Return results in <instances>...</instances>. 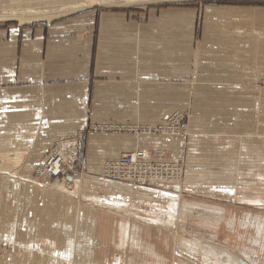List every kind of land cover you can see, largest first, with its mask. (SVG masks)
Segmentation results:
<instances>
[{"label":"crops","instance_id":"0c3cea01","mask_svg":"<svg viewBox=\"0 0 264 264\" xmlns=\"http://www.w3.org/2000/svg\"><path fill=\"white\" fill-rule=\"evenodd\" d=\"M254 12L206 8L200 42L196 10L133 16L98 8L47 25L0 26V146L27 151L15 168L24 174H0L12 189L6 196L13 197L11 215L0 228V264H15L18 250L32 264H161V255H172V237L167 254L169 233L147 218L168 219L169 208L162 207L180 189L135 187L98 175L105 161L136 149L150 159L156 149L163 154L158 161L173 160L177 137L135 127H157L180 107L193 106L184 190L193 199L221 194L219 187L234 182L258 190L264 182V10ZM89 125L114 133H92L77 144L81 177L66 189L32 180L31 170L44 164L56 141L76 137ZM247 175L254 183L243 181ZM150 185L170 195L144 188ZM0 198L1 207V188ZM185 201L207 209L176 212V219L187 218L179 229L192 230L189 239L210 241L212 231L219 240L224 225L206 222L209 207L218 206ZM259 213L250 216L264 219ZM173 255L178 259L177 251Z\"/></svg>","mask_w":264,"mask_h":264},{"label":"rangeland","instance_id":"374dc122","mask_svg":"<svg viewBox=\"0 0 264 264\" xmlns=\"http://www.w3.org/2000/svg\"><path fill=\"white\" fill-rule=\"evenodd\" d=\"M64 1H66V0H21L19 3H15V4H8V3L0 2V26H2V27H9V26L34 27V26H39V25H47V24H50L52 22L56 23L59 21L68 20V19H70V18H72L78 14H83L84 12L91 13V12L95 11V9H98V8L101 11L112 10V11H117V12H126L127 14L131 13V15H133V16H135L136 14L138 16L139 13L151 16L154 12H156L155 14H157V13L170 11L172 9H179V11L196 10L197 14H198V21H197V27H196L197 28L196 38H197V42H200L201 37H202V27H203L204 13H205L206 8H208V9L209 8H234V9H239V10L242 9L244 11L245 10L255 11L254 13H257V12L261 13L264 10V0H136V1H133V0H101L100 3H97V5L95 4L91 7L86 8V9L84 8L82 11L77 12L75 14L67 15L71 12V11H67L68 10L67 8H70L73 6L62 5V3ZM28 7L39 9L40 12H47L46 17L47 18L49 17V18L48 19L46 18L47 20L45 22L35 21V22L24 23V24H21L18 21H11L14 18H11L10 14L8 15L7 11L12 10V9L28 8ZM65 9H67V10L62 11ZM65 15H67V16H65ZM37 16H39V15H37ZM22 19H24V18H22ZM262 86H264L263 82H262ZM192 107L193 106H189V107L185 106V108L180 107L179 111L184 114V117L181 120L180 125H175V123L167 122V120H168L167 118L165 119V122L163 124H160V123L158 124V126H157L158 128L155 130L156 134L160 135V136L177 137L179 139V146H178V150H177V153L175 155V158L173 160H169V161H158L156 159L157 156H161L163 154H161L159 151H156V149H154L153 153H152V159H153L152 164L156 165L159 163H162V164L165 163L167 167L158 168V169H161V170H159V172H163V174L165 173V170H168V171H166L168 173H174L175 174V171L173 169L170 171V169H168V166H172V165L174 166L175 164L181 165L183 169H182V177L180 179V185L170 183L171 186L175 185L173 187H176L179 189L182 188V191L179 192V194L181 193V196H182V197L180 196V198H183L182 200L196 201L199 203L210 204L213 206L223 207V208L227 209V212H228L227 216L229 218L230 217L233 218V220L236 218L237 227L235 230H233L232 228H230V226H228V229L226 227L222 226L220 229V232H219V235H220L219 241L222 244H230L231 247L236 246L238 248L240 246V249L247 248V247L251 246L250 239L253 238V236L255 235V232L253 230H250V228H252V226H250V225H248V227H247L248 231L242 230V228H240V226H239L240 221L245 218L246 214H248V216L250 214H253V216H256V214H260L259 212H264V204L261 207H258V206L255 207V206H253V204L245 202L244 200H246V199H244V198H252L253 196H260L261 198H264V182H262L263 184L260 185L258 190L252 189V191H250V190L246 191V189H248V188L243 190V187L238 186L237 183L234 182L235 185L238 186L237 187L238 191L235 192V194H229V193H227V194H223V193H221V194L220 193L208 194L211 196V198H207L208 196L205 194H203V195L199 194L197 199L196 198L193 199V197H191V195L189 194V193H191V191L184 190V188H183L184 182H185L186 177H187L186 165H187V157H188V151H189L188 146H189V139L191 137V131L189 130V125L192 121V119H191L192 118ZM165 123L167 125L164 128L163 125ZM155 127L156 126H142V127H135V128H138L137 131H139L140 133L145 132V134H153V133H150L149 131L155 132V131H153V129ZM101 128H104V126ZM175 129H178V130L175 131ZM102 130L103 129L100 130L99 125H95V126L89 125V127L87 129L79 132L78 136L82 137V138H81V141H79L78 146H80V143L85 141V139L87 138L88 135H90L92 133H96V132H103ZM104 130L110 131V132L107 131L106 133H110V134L114 133L111 131V127H109V128L106 127V128H104ZM124 130H127V129L124 128ZM132 132H136V131H132ZM157 132H159V133L161 132L162 134H159ZM173 133L180 134V136L171 135ZM165 134H167V135H165ZM63 139H65V138H63ZM58 141H56V142H58ZM54 145L52 146V148L54 147ZM182 147H184V149H185L184 151H183V149H181ZM138 150H142V149H138ZM144 151H146V150H144ZM181 151H183V152H181ZM51 153H50L49 157L51 156ZM181 153H183V158H180V156H179ZM127 154H130V153H127ZM147 154L149 155L148 152H147ZM124 155H126V154H124ZM178 157L180 159L179 163H178L179 160H177ZM78 160H80L79 155H78ZM17 167H18V165H15L13 168V171H16L17 175L24 174L23 171L15 170V168H17ZM40 167H36V169L31 170V172L33 171L32 180L35 181L36 178L41 177L40 176L41 172H38V171L34 172V170L36 171ZM74 167L76 168L75 171H71L69 173V175H67V177H66L67 180H70V179H68V177L74 176L75 172L78 174H82L84 172L80 168L81 167L80 161L76 162ZM169 168H171V167H169ZM178 168H180V167H178ZM102 169H103V167H102ZM162 169H164V170H162ZM101 173H102V171L98 175L99 178H102ZM233 174L236 175L235 171L233 172ZM84 175H87V174L84 173ZM4 176L7 177L6 174ZM80 177H81V175H80ZM44 181H47V180H44ZM48 182H51V181H48ZM39 183H41V182H39ZM51 183H43V184L48 185ZM57 183L58 184H56V185H58V186L61 184L59 182H57ZM149 184H158V185H164V186L166 185L167 187L170 186L169 182L164 183L162 181L161 182L149 181ZM135 187H142L143 188V184L137 185ZM144 188L152 189V190H155L156 192L163 191L165 195H170L168 192L164 191L163 189H160L161 187L158 189V187L155 188V186L152 187V185H150V187H144ZM64 189H66V188L64 187ZM249 189H250V187H249ZM61 190H63V189H61ZM168 190L174 191V189L173 188L171 189L170 187ZM263 215H264V213H263ZM262 221H264V219H262ZM194 225H195L194 223H190V226L192 229L199 231L200 228H198L196 225L195 226ZM201 232H203V230ZM192 233H193L192 230L184 229V232H182L181 235L184 236L186 234V237H188ZM207 233L211 234L210 231H207ZM200 235H203V234H200ZM240 236H243L245 240H241ZM262 249L263 248L260 249L261 259L263 256V252L261 251ZM169 257H171V260H172L171 264H174L175 261H177V259L173 258L174 256L170 255ZM175 258H177V257H175ZM263 258H264V256H263ZM262 261L264 262V259Z\"/></svg>","mask_w":264,"mask_h":264},{"label":"bare ground","instance_id":"6f19581e","mask_svg":"<svg viewBox=\"0 0 264 264\" xmlns=\"http://www.w3.org/2000/svg\"><path fill=\"white\" fill-rule=\"evenodd\" d=\"M20 1L21 0H0V2L8 3V4L19 3ZM100 1L101 0H66V1H64L62 3V5L73 6V7L67 8L68 10L65 9V10H62V11H66V10L67 11H71L67 15H72V14H75L77 12L82 11L84 8L86 9L88 7H91V6L95 5V4L97 5V3H100ZM133 1H136V0H133ZM7 12H8V15L10 14L11 18H14L11 21H18L21 24L31 23V22H35V21H43V22H45L49 18V17L48 18L46 17L47 12H40L39 9L31 8V7L12 9V10H9ZM37 15H39V16H37ZM67 15H65V16H67ZM22 18H24V19H22ZM183 117H184L183 113H181L180 111H176V112H173L172 114H170L168 116L167 122H169V123L177 122L178 120L182 119ZM166 125L167 124L165 123L163 125V127L165 128ZM157 128L158 127H155L153 130H156ZM112 129L113 128H111V130ZM132 130H134V129H132ZM135 130H138V128H135ZM177 130L178 129H175V131H177ZM107 131L108 130H104L103 129V132H107ZM149 132L153 133V134H156V132H152V131H149ZM78 134H77L76 137H70V138H65V139L62 138L61 140H59L58 142L55 143L54 147L51 149V152H59L62 155L64 160H68L69 156L77 154L74 151V148L79 143ZM165 135H167V134H165ZM171 135L180 136V134H175V133H173ZM74 143H76V144L74 145ZM55 146H57V148H55ZM181 149H183V151H184V147H182ZM135 151H137V149ZM143 152H145L146 156L148 155L146 151L143 150ZM26 153H27V151L24 150V149H9V148H3V147L0 146V174L1 175H3V174L5 175L6 174L7 177L16 176V171H13V168H14L15 165H18V166L20 165V163L25 158ZM179 156H180V158H183V153H181ZM177 160H179V157H178ZM42 168H43V166L38 168L36 171L34 170V172H37V171L40 172L41 171L43 173L40 178H36V179L43 180V181L44 180L49 181L50 178L47 177L48 176L47 173H44L45 171H42ZM44 169H46V166L44 167ZM181 173L182 172L177 171L176 176L180 175ZM80 175L81 174H78L77 176H73L72 179L80 177ZM158 177L159 176H156L155 177L156 180H154V181H158V182L163 181V180H161V178L164 177L163 175H162L161 178H158ZM201 178H202V176H201ZM244 179H245L244 181L248 180L249 184H251L253 182L252 178L249 175H247ZM56 182L62 183L58 187L69 188L71 186L70 185L71 181L67 180L66 178L56 180V181H54L52 183H56ZM176 182H174V184H176V185L179 184L180 185V181H176ZM120 183H124V182H120ZM169 184H170V182H169ZM172 186H175V185H172ZM0 188L3 191H5V197H6L5 198V203L0 207V228H1L2 227V222L4 221V218L6 216L10 217V215H11V206H10V204H12L11 201H12L13 197L9 196V198H8L6 196L7 190H9V191L12 190V189H10V186L4 185L2 182H0ZM219 188H221V190H222L221 192L224 193V194H227V193L235 194V192L238 191L237 185H235V183H232L229 186H225V187L222 186V187H219ZM199 189H197V191ZM245 189L246 188H244L243 190H245ZM250 189H251V187H250ZM250 189H246V191L250 190ZM180 191H182V188H180ZM147 192H150V191H147ZM180 196H181V193L178 194L177 197H171L170 198L171 201L170 200L169 201L166 200L164 202V206L162 207V211H164V212L168 211L167 210V206H168L169 213H170V216H169L168 219H167L168 216L163 218V219H158V220L156 219V217H153V216L150 217V218H147L148 220H152L153 222L158 221L159 224L162 223V225H163L162 227H164L167 230V232L169 233L168 235L170 236L169 237L168 235H165V245L167 247H170V246H168V242L170 241L169 238L172 237V242H174L173 243L174 246L172 247L173 251H172L171 254H172V256H174L173 255L174 254V250H175V252L177 251L179 253L178 259H177V261H175L174 264H264V262L261 259V254H260V247H262L264 249V221H262L259 218H253L254 216L252 217L250 215L249 216L247 215L243 220L240 221L239 226H240V228H242V230L248 231V228H247L248 225L252 226V228H254L256 230V233H255L256 236H253V238L250 239L251 246H249L247 248H244V249L242 247H241L242 249H240V246L237 248L236 246L231 247V245H227V246L223 245L222 243L219 242L217 235L214 234L212 231H211L212 234H210V241L206 240L207 237H203V236L201 237L200 236V238H198L197 236H199V235H195L196 237H193L192 239H189L185 235L184 236L181 235L182 231L179 229L180 225L179 226L177 225V224H183L184 225L185 222H187L186 221L187 218L185 219V217H184V218L181 219L178 216V218L176 219V216H177L176 212H177V214L181 213V215H185L186 216L188 213L193 212V210H195V209L198 210V209H207V208H204V205H202V204L198 205V204H192V203L186 202L185 200H182L183 198H180ZM244 199H246V200H244L245 202L251 203L254 206H260V204H262V205L264 204V201H262L260 199L259 200L258 199L252 200L251 198H244ZM3 200L4 199L0 198V202L3 201ZM20 207H22V206H20ZM20 210L22 211V209H20ZM209 210H210L209 217H208L209 219H207L206 222L210 223L211 226L220 227L221 225H224V226H230V228H232L233 230L236 229V227H237L236 218L234 220L231 217L229 218L227 216V211L226 210H223L222 208H218V207H209ZM152 211H153V209H152ZM203 220L201 219L202 222L205 221V220L204 221ZM214 229H216V228H214ZM150 230H151V228H150ZM127 232H128V230H127ZM125 233H126V231H125ZM124 236H125V241H127L126 240L127 239L126 236L129 239V235H124ZM190 236H192V235H190ZM240 238L242 240L243 236H240ZM2 239H4L6 242L9 241L8 239H5V238H2ZM125 241H122V244H120V245H125ZM13 244H15V243H13ZM16 244L21 246L22 242L18 241V242H16ZM17 245H15V246H17ZM170 251H171V247L167 251L168 252L167 254H169ZM14 253H15L14 254V258H15L14 262H15V264H18V263L23 264L25 262H26L25 264H32L31 260H27V257L25 255V253L23 252V250H18V254L16 252H14ZM34 256L36 257V255H33V257ZM159 258L161 260V264H171L170 263V261H172L171 257H169V256L164 254V255H161ZM3 259H5V256H4ZM116 259H114V260H116ZM28 261H29V263H28Z\"/></svg>","mask_w":264,"mask_h":264},{"label":"built area","instance_id":"2783aa9c","mask_svg":"<svg viewBox=\"0 0 264 264\" xmlns=\"http://www.w3.org/2000/svg\"><path fill=\"white\" fill-rule=\"evenodd\" d=\"M262 82L264 84V77H263ZM182 119L178 120L177 122H173V123H175V125H180V122ZM101 129L103 128L100 127V130ZM160 134L162 133L160 132ZM81 138L82 137L78 136V140H81ZM75 144L76 143H74V145ZM55 148H57V146H55ZM47 159L48 160L43 165L42 171H45L44 173H47L48 175L47 177L50 178L49 181L51 182L66 178L67 175H69L71 171H75L76 168L74 166L76 162L79 161L77 154L69 156L68 160H64L62 155L59 152H52L51 156L48 157ZM152 160L153 159H150L148 155L146 156L143 150H137L130 154L121 155V157L119 158H114V159L105 161V163L103 164L101 177L102 179L108 180V181L129 183L132 186H137V185H142V184L144 185L146 183H149V181L156 180L155 178L156 176H159L158 178H161L162 175L164 177L161 178V180H163L162 182L164 183H168V182L174 183L176 181H180L182 177V173L177 176L176 174H177V171L182 172L183 168L181 165L175 164L174 166L173 165L168 166V169H170V171L173 169L175 171V174L166 172L168 170H165V173L163 174V172H159V170L161 169H158V168L167 167L166 164L159 163V164L153 165ZM179 162H180V159L178 163ZM45 166H46V169H44ZM178 167H180L181 169ZM42 174L43 173L41 172L40 176H42ZM77 175L78 173L75 172L74 176H77ZM70 177H68V179L71 180L73 176H70Z\"/></svg>","mask_w":264,"mask_h":264}]
</instances>
